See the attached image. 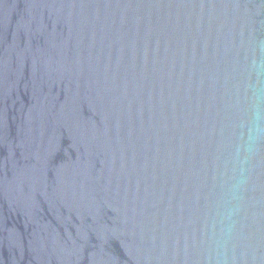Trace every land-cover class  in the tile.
<instances>
[{
	"label": "water",
	"instance_id": "1",
	"mask_svg": "<svg viewBox=\"0 0 264 264\" xmlns=\"http://www.w3.org/2000/svg\"><path fill=\"white\" fill-rule=\"evenodd\" d=\"M0 264H264V0H0Z\"/></svg>",
	"mask_w": 264,
	"mask_h": 264
}]
</instances>
